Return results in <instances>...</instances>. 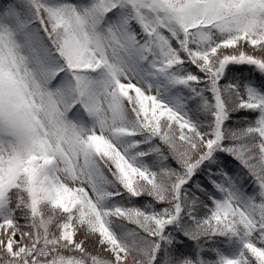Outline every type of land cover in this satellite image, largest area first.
<instances>
[{"label":"snow or ice","instance_id":"6c2138e0","mask_svg":"<svg viewBox=\"0 0 264 264\" xmlns=\"http://www.w3.org/2000/svg\"><path fill=\"white\" fill-rule=\"evenodd\" d=\"M0 264H264V0H0Z\"/></svg>","mask_w":264,"mask_h":264}]
</instances>
